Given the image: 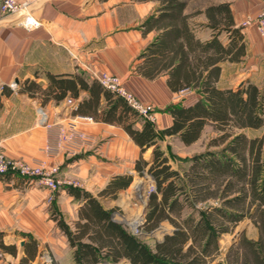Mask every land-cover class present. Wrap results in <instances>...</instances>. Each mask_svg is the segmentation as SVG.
I'll use <instances>...</instances> for the list:
<instances>
[{"label":"crops","instance_id":"0c3cea01","mask_svg":"<svg viewBox=\"0 0 264 264\" xmlns=\"http://www.w3.org/2000/svg\"><path fill=\"white\" fill-rule=\"evenodd\" d=\"M182 1L187 3L184 13L189 15L187 27L195 41L207 44L217 37L224 48L232 42L231 32L210 26L206 12L210 6L228 4L232 28H241L246 54L239 60L226 59L215 64L220 70L217 89L237 90L247 83L263 89L264 78L260 77L264 74V36L259 34L254 20L264 9V0H220L196 8L195 13L190 12L187 0ZM33 6L34 17L42 22L35 30L16 24L15 16H0V152L10 159L57 167L59 178L79 185L63 186L49 202L53 194L49 189L18 176L0 177V264H39L45 258L40 254L45 253L52 255L50 264H78V247L72 245L56 218L74 232L75 224L81 221V209L93 198L106 211H114L112 217L120 223L116 217L121 212L118 202H125L134 178L142 177L140 164L147 171L142 161L152 163L157 148L172 169L182 171L195 155L207 150L208 141L218 132L207 124L193 144L184 143L179 135L163 134L174 123L170 107L192 106L201 95L195 90H173L169 71L150 76L147 59L141 57L163 33L145 27L146 22L160 17V0H35ZM103 74L117 76L138 101L155 108L157 120L151 125L158 137L154 146L137 144L127 130L131 126L141 132L146 124L141 116L131 115L124 123L105 122L102 113L110 104L104 96L96 112L86 110L91 94L80 88L79 79L90 85L99 82ZM67 80L76 82L78 98L72 97L70 91L61 97L64 90L58 83ZM68 98L78 104L79 113L70 108ZM90 116L95 119L84 118ZM70 123L75 126L68 128ZM62 129L67 138L60 140ZM209 129L213 135L206 138ZM260 129L264 126L256 130ZM256 130L248 128L242 132L248 138L264 136L249 135ZM199 142H204V150L192 151ZM173 145L189 151H177L179 157L186 155L180 160L183 166H178L177 158L171 155ZM118 177H132V182L127 188L106 193ZM163 224L171 228L172 234L174 227L168 222ZM242 224H246L245 228L231 244L246 235L248 225L256 228L251 221ZM236 230L222 235L219 243ZM258 236V229L256 238L246 235L253 240ZM227 249L221 248L219 260L224 259ZM99 264L114 263L101 259Z\"/></svg>","mask_w":264,"mask_h":264},{"label":"trees","instance_id":"16d2710c","mask_svg":"<svg viewBox=\"0 0 264 264\" xmlns=\"http://www.w3.org/2000/svg\"><path fill=\"white\" fill-rule=\"evenodd\" d=\"M160 1L163 6L160 17L152 18L145 27L157 28L163 33L141 57L147 59L150 76L169 71L173 90L178 93L195 90L201 95L192 106L170 107L174 123L163 134L179 135L184 143L193 144L207 124L218 132L208 141L207 150L195 155L182 171L172 169L157 148L152 163L142 161L156 187L150 194L142 229L152 232L168 222L174 231L150 247L115 221L114 211H106L93 198L81 209V221L75 224L74 232L56 218L58 225L72 245L78 247V264H99L101 259L114 264L122 261L128 264H264V136L248 138L242 132L264 126V88L247 83L237 90L222 91L215 84L220 74L216 63L239 60L246 54L241 28H232L228 4L210 6L206 11L210 26L231 32L232 42L224 48L215 37L203 44L194 40L187 27L189 15L184 13L187 3ZM79 82L80 88L91 94L90 101L85 103L86 110L96 112L101 96L109 102V109L102 113L105 122L124 123L131 115H137L127 101L104 89L99 82L90 85L84 80ZM58 86L64 90L61 97L70 91L72 97L78 98L76 82L62 81ZM76 112L79 113V108ZM127 130L143 147L154 146L158 137L147 121L141 132L132 130L131 126ZM139 172L144 175L141 164ZM131 182L132 177H118L106 193L127 188ZM245 221H251L258 229V239L242 235L227 249L224 259L219 260L220 238L233 233ZM30 257L33 259L34 254Z\"/></svg>","mask_w":264,"mask_h":264},{"label":"built area","instance_id":"2783aa9c","mask_svg":"<svg viewBox=\"0 0 264 264\" xmlns=\"http://www.w3.org/2000/svg\"><path fill=\"white\" fill-rule=\"evenodd\" d=\"M35 0H0V16H15L14 22L19 26H23L29 30H35L42 26V22L33 15V3ZM258 28L259 34L264 36V9L254 20ZM99 83L109 92H114L131 106L137 115L144 118L145 121L155 124L157 115L152 105L143 104L136 97L123 87L120 79L114 75L103 74L99 79ZM68 105L73 111L78 109V104L72 98H68ZM92 121L91 117H84ZM75 124H68V128H73ZM64 129L60 131V140L66 139ZM59 169L57 167H46L42 165H34L23 160H14L8 158L3 152H0V177L8 175L18 176L26 181L36 183L42 187L49 189L53 194L49 198V202L53 201L54 193L59 191L65 185L78 186L74 181H66L59 178ZM156 191V188L153 192ZM139 233V231L137 232ZM136 233V234H137ZM143 235V234H140Z\"/></svg>","mask_w":264,"mask_h":264},{"label":"rangeland","instance_id":"374dc122","mask_svg":"<svg viewBox=\"0 0 264 264\" xmlns=\"http://www.w3.org/2000/svg\"><path fill=\"white\" fill-rule=\"evenodd\" d=\"M190 5V12L195 13L196 8L198 7H204V6H210L211 4H215L220 0H187ZM223 39V38H222ZM242 76L239 78L241 80ZM264 78V74L261 75L260 79ZM121 81V80H120ZM122 86L123 82L121 81ZM127 89V88H126ZM128 90V89H127ZM137 99V98H136ZM87 121V120H86ZM90 121V120H88ZM264 134V129L251 131L249 132V135L252 137L262 136ZM213 135L212 130L209 129L206 132V138L211 137ZM188 150V149H187ZM187 150H180L177 148V145H173L170 148L171 155H175L177 158L175 161L178 162V166H183L182 163H180V160L183 161L185 159L186 155H181V157L178 156V152L180 153H186L189 152ZM204 150V142H199V144L195 147H192V151L199 152ZM145 181L147 183L146 190L142 193V195L138 196L135 194V189L133 188L134 184L138 181ZM155 181L152 178L151 175L145 172V174L140 177L136 176L132 182V184L129 186L128 193L125 194L124 199L125 202L119 201V209H121L120 214H116L117 220L122 223L128 231H131L133 234L137 235L138 238L150 247H154L155 243L158 242L162 237H164L166 234H169L172 230L171 228L166 224H162L158 229L153 230L152 232H147L142 229L145 220L147 218V208H145V205L148 204V200L150 197V194L155 190ZM128 200V201H127ZM116 213V212H115ZM119 213V212H118ZM137 222V224H136ZM246 224H241L238 226V229L234 234L225 235L221 240V248L222 250H226L228 246L231 244L230 242L234 239L235 235L245 228ZM139 231V233H137ZM137 233V234H136ZM143 234V235H140ZM246 235L250 238H256L257 237V229L253 228L251 225L247 227V233ZM40 256L45 257L43 260H40ZM39 264H50L49 257L52 259V255L49 253L40 254ZM123 264V263H120Z\"/></svg>","mask_w":264,"mask_h":264},{"label":"bare ground","instance_id":"6f19581e","mask_svg":"<svg viewBox=\"0 0 264 264\" xmlns=\"http://www.w3.org/2000/svg\"><path fill=\"white\" fill-rule=\"evenodd\" d=\"M147 183L145 181H138L134 184L133 188L135 189V194L138 196L142 195V193L146 190ZM137 224V222H136Z\"/></svg>","mask_w":264,"mask_h":264},{"label":"water","instance_id":"95a60500","mask_svg":"<svg viewBox=\"0 0 264 264\" xmlns=\"http://www.w3.org/2000/svg\"><path fill=\"white\" fill-rule=\"evenodd\" d=\"M147 205H148V204L145 205V208H147Z\"/></svg>","mask_w":264,"mask_h":264}]
</instances>
